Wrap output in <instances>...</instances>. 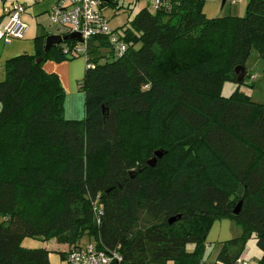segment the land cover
<instances>
[{"label": "trees", "instance_id": "1", "mask_svg": "<svg viewBox=\"0 0 264 264\" xmlns=\"http://www.w3.org/2000/svg\"><path fill=\"white\" fill-rule=\"evenodd\" d=\"M161 2L119 34L121 56L105 37L91 39L84 55L64 53L71 41L44 53L57 36L43 35L33 55L5 62L0 264H49V251L25 248V239L71 250L83 236L118 253L119 264H205L208 230L222 219L240 234L218 243L212 264L242 256L253 264L245 258L251 236L262 253L254 264H264V104L220 93L223 81L238 83L235 69L249 55L264 60V0H249L241 18L211 19L204 0ZM80 55L84 117L67 120L62 84L43 64ZM156 148L164 155L150 167Z\"/></svg>", "mask_w": 264, "mask_h": 264}, {"label": "built area", "instance_id": "2", "mask_svg": "<svg viewBox=\"0 0 264 264\" xmlns=\"http://www.w3.org/2000/svg\"><path fill=\"white\" fill-rule=\"evenodd\" d=\"M125 0H56L49 11L50 23L66 29L62 35L76 34L81 43L71 41L74 44H64L62 49L65 54H86L88 43L95 37H105L112 44L116 56H121L125 51V45L120 35L112 30L103 11L111 4L124 3ZM129 1V0H126ZM235 0H230L233 4ZM155 9L161 6V0H154ZM2 7V23L0 25V38L6 41L23 39L27 25L23 21L25 8L20 4L8 3L0 0ZM65 42V41H63ZM61 42V43H63ZM86 57V55H85ZM121 256L116 252H108L99 249L94 243L89 242L84 246L69 250L65 256L66 264H119ZM237 264H249L243 260V256Z\"/></svg>", "mask_w": 264, "mask_h": 264}, {"label": "crops", "instance_id": "3", "mask_svg": "<svg viewBox=\"0 0 264 264\" xmlns=\"http://www.w3.org/2000/svg\"><path fill=\"white\" fill-rule=\"evenodd\" d=\"M5 1L10 4L11 3L20 4L25 8L23 21L27 25V30L25 37L23 39H12L6 41L4 38H0V82H2L5 78L4 65L7 60L22 54L33 55L35 53L34 38L43 35H53L51 34L52 28L49 19V11L56 2V0H5ZM136 1L138 0L132 2V4L130 5V9L132 5L135 4ZM237 1L238 0H235L233 4H235ZM211 2L212 5L208 7L209 9L207 7L203 9L204 10L203 14L205 13L204 15H206L207 17L206 16L205 17L208 19L214 18V16L216 15L219 9L220 4L221 7H223L224 4L228 2L230 3V0H211ZM124 3H126V0L124 1ZM244 3L245 2H243V4ZM240 7L241 6H239L238 13H240V10L242 9ZM130 9H124V10L129 11ZM2 21H3L2 7L0 6V25ZM60 66H65L66 68V74L62 78L60 76V73L57 72L53 68V66H51L50 69H54V70L48 71L44 68V64H43V69L47 73L55 74L56 71V73L59 74L60 77L57 74L56 75L59 77L64 91L71 94V96L65 99V101L67 102V106H65V115H66L65 119L76 120L77 118H75V114H74L75 107L76 106L78 107L81 101H83V97L81 95V92H79L78 88H79V82L83 78L84 75L83 71L85 70L84 69L85 67L80 61L74 63H62ZM67 111L69 113L68 116H67ZM82 116L84 117V115ZM226 226L227 227L225 230L226 232L225 235L217 234L214 236L213 238L214 240L210 241V243H213L214 246L210 250L209 254L206 256L205 264H212L215 261L218 251L220 249V245L218 243L226 241V239L227 240L231 239L229 238L230 237L229 223H226ZM217 230L218 233H220L219 229ZM89 242H92L90 238H88L84 244H80V245L84 246ZM22 246L28 249L44 248L49 251V255H48L49 264H66L64 258H61L59 255V253H64L66 255L67 251L69 250V246L66 244H58L54 240L41 242L37 240L25 239L22 242ZM248 254L249 253H246L245 258L252 261V258H249ZM254 257L255 256H253V258ZM257 259L258 258H255V260Z\"/></svg>", "mask_w": 264, "mask_h": 264}, {"label": "rangeland", "instance_id": "4", "mask_svg": "<svg viewBox=\"0 0 264 264\" xmlns=\"http://www.w3.org/2000/svg\"><path fill=\"white\" fill-rule=\"evenodd\" d=\"M243 2L245 3L243 4ZM248 2L249 0H238L233 5H231L228 2L224 4L223 7H221V4H220L219 9L216 15L214 16V18L215 17H229V16L241 18L245 15L246 6ZM211 5H212L211 0H204L203 9H205V7L208 8ZM239 6H241L240 8H242L240 10V13H238ZM143 8H148L151 12H154L155 11L154 0H138L135 2L134 5H132L129 11L124 10V9L116 10L114 7H109L105 9L103 13L108 19V24L110 28L116 31L118 34H122V31L125 29V27L128 25L130 20L133 18L134 14H136ZM51 28H52L51 34H53V36H59L66 32L65 28H62V27H59L53 24H51ZM101 52L103 54H106V56L108 57L109 54H108L107 49L105 48L101 49ZM105 60L106 59L100 60V63H103ZM77 61H80L84 65V67H86V57L83 55H80L72 60H65L62 62H55L52 59H48L44 63V68L48 71L55 69L57 72L60 73V76L62 78L66 74V68L65 66H60V65L62 63H74ZM50 65L53 66L54 69H50L51 67ZM244 68L248 75L244 78L243 82L238 84L230 80L223 81L222 86H221V91H220L221 95L224 97H228V96H231L234 92L238 91L240 94L247 96L251 101L256 102L258 104H264V60L260 57L258 53L254 52L246 58L245 63H244ZM56 71H55V74L59 76V74L56 73ZM83 74H84V71H83ZM64 93H65V97L63 101V115H64V118H66L65 117L66 116L65 106H67V102L65 101V99L71 96V94L67 93L66 91H64ZM81 95L83 97V101H81L79 106L78 107L76 106L74 110L75 118H77L76 120H81L83 118L82 115H84V100L85 99H84V94L81 93ZM73 109H74V106H73ZM68 115L69 113L67 111V116ZM157 150L159 149L156 148L153 150V152ZM138 158H139V155H137V159ZM151 158L152 157H147L146 161L150 160ZM136 163L140 165V162H138V160L136 161ZM226 223H229V227H230L229 228V232H230L229 238L237 237L240 234V229L237 227V225L234 222H231L230 220L222 219V220H216L215 222H213L207 233V238H206V243H207L206 249L207 250L205 253V258L209 254L212 247L214 246L213 243H210L211 240H214L213 239L214 236L217 234H221V235L226 234L225 232L226 227H227ZM217 229H219L220 233H218ZM87 239H88L87 236H83L80 240V244H84L87 241ZM186 249L187 251H192L193 245L187 244ZM246 252L249 253L248 257L252 258L251 262L253 264L261 257L262 253L256 244V239L254 236H251L250 238H248L247 243H246ZM253 256L255 257L253 258ZM255 258H258V259L255 260ZM149 264H154V263H149ZM168 264H171V263L168 262Z\"/></svg>", "mask_w": 264, "mask_h": 264}, {"label": "water", "instance_id": "5", "mask_svg": "<svg viewBox=\"0 0 264 264\" xmlns=\"http://www.w3.org/2000/svg\"><path fill=\"white\" fill-rule=\"evenodd\" d=\"M63 41H77V42H82L80 37L76 34H69L65 36H57V39L54 38H47L44 43V53H47L50 48H52L54 45H59ZM41 61V58L37 59L36 62ZM235 74H239L237 77V82H241L245 78V69L244 68H236L235 69ZM164 153H162L160 150H157L153 153V157L147 161V165L150 167H154L156 161L158 159H161L163 157ZM241 203H238V205L235 207L233 210V214L236 215L239 212ZM175 221V218H171L169 220V223H172Z\"/></svg>", "mask_w": 264, "mask_h": 264}]
</instances>
